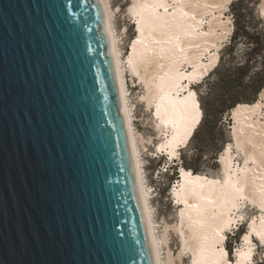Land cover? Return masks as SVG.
I'll list each match as a JSON object with an SVG mask.
<instances>
[{
	"label": "water",
	"instance_id": "1",
	"mask_svg": "<svg viewBox=\"0 0 264 264\" xmlns=\"http://www.w3.org/2000/svg\"><path fill=\"white\" fill-rule=\"evenodd\" d=\"M105 25L0 0V264H154Z\"/></svg>",
	"mask_w": 264,
	"mask_h": 264
},
{
	"label": "bare ground",
	"instance_id": "2",
	"mask_svg": "<svg viewBox=\"0 0 264 264\" xmlns=\"http://www.w3.org/2000/svg\"><path fill=\"white\" fill-rule=\"evenodd\" d=\"M228 1L177 0L172 5L170 0H133L130 10L137 23L138 37L125 63L115 34L110 2L101 0L106 14L105 29L110 37V51L115 65L121 112L145 213L154 264H164L160 247L161 238L153 217L150 192L145 184L125 74L129 70L132 76L139 78L140 83H144L146 94L142 100L149 109L156 104L158 129L165 136L158 145V152H165L170 158L177 157L180 147H185L191 141L201 124L202 112L197 92L192 85L217 66L220 59L219 41L233 32L229 24L230 19H226L223 11ZM213 13L215 16L209 21L210 29L204 30L203 18ZM204 57H207L206 60ZM185 64L192 65L193 70H185ZM189 93H195V96L190 97ZM186 98L189 105L193 100L199 104V120L192 125L190 134L184 136L183 122L176 120L171 112L173 105L182 107V102ZM263 106L264 91L257 103L238 105L231 113L235 121L234 141L238 148L244 150L246 160L253 161V165L246 163L235 168L230 144L224 148L220 158L223 179L195 174L183 167L180 169L182 170L180 189L177 188L174 195L176 203L182 207L181 224L173 227L181 232L183 237L184 250L179 253V259L182 260L184 251H189L192 254V264L251 262L255 249L252 234L259 237L264 235V214L259 222H253L250 234L245 239L246 248L238 251L237 262L228 261V252L224 244L227 240L226 232L230 231L228 229L238 220V217L234 216L236 215L234 211L241 208L242 200L249 197L264 210V120L259 117ZM195 113L196 110H193V115ZM140 138L143 144L145 138L142 136ZM169 229L170 226L167 225L163 237L166 245L169 242ZM168 253V263L173 264L174 260L169 250Z\"/></svg>",
	"mask_w": 264,
	"mask_h": 264
},
{
	"label": "rangeland",
	"instance_id": "3",
	"mask_svg": "<svg viewBox=\"0 0 264 264\" xmlns=\"http://www.w3.org/2000/svg\"><path fill=\"white\" fill-rule=\"evenodd\" d=\"M133 0H109L110 7L113 12V25L115 29V34L117 37L118 45L120 51L122 52V58L126 63L127 58L130 55L131 48L136 38L138 37L137 23L134 15L131 12V7L133 5ZM177 0H170V3L174 5ZM234 0H229L223 11L226 15V19H230V26L234 27V18L231 11V4ZM256 5L260 16L264 19V0H253ZM215 16V14H207L203 19L204 30H209V21ZM135 20V21H134ZM201 32V31H200ZM231 35H228L225 39L220 40V51L222 48L230 42ZM219 51V52H220ZM207 57H204L206 60ZM192 65L185 64L184 69L189 71L193 68ZM209 72H207L208 74ZM127 78V86L129 89V103L133 109V124L134 130L137 137V143L139 148V154L142 160V167L145 175V184L150 192V201L153 212V217L155 224L157 226L158 235L161 238V250L162 258L164 264L168 263V250L171 252L174 263L173 264H192V254L189 251H184L182 254V260L179 259V253L184 250L183 237L181 232L173 227H177L181 224V205L176 203L175 190L180 189V175L174 178L172 181L170 177L173 175L172 166H176L173 160H180L181 150L179 149V154L177 157L170 158L167 155H162L158 151V145L161 140L164 139L158 129V118L155 116L156 104H153L151 109L147 107V104L142 100L143 96L146 94L145 85L143 82L140 83L137 76H132L128 70L125 74ZM205 77V76H204ZM203 77V78H204ZM201 78L200 81L203 79ZM135 81V82H134ZM193 83V87L200 82ZM233 112V111H232ZM260 119L264 120V106L261 108L259 113ZM224 123L226 125L225 135L223 137L224 148L232 144V155L233 162L235 163V168L242 167L246 163L253 165V161H247L244 150L237 147L234 141V125L235 121L233 115L229 113L227 117H224ZM145 138V142L140 141L141 136ZM219 136V135H218ZM199 136L198 138H200ZM149 140V141H148ZM197 140H193L188 147H186L185 153L189 159L193 158V150L195 149ZM199 141V140H198ZM219 140H217L218 142ZM222 142V141H221ZM222 144V143H221ZM145 146V147H144ZM186 146V145H185ZM184 148V146H183ZM182 149V148H181ZM224 151V150H223ZM220 152L213 162H206L203 166L202 173L208 175L210 178H220L223 179L224 173L222 171L220 158L222 155ZM156 158V160H153ZM181 164V162H179ZM181 167V165H179ZM178 167V168H179ZM180 170V169H179ZM177 170V171H179ZM182 173V170H181ZM234 215L238 217V220L233 223V225L228 229L230 231L226 232V247L229 258L234 261L238 256V251L245 247V237L250 234L251 226L253 222H259L264 214V210L246 197L241 201V208L236 209ZM240 218V219H239ZM170 226L168 231V245L163 241L165 227ZM241 231V236L235 240V232ZM253 246H254V256L250 264H259L261 258H264V243L257 234H252ZM232 248V252L228 250V247ZM238 258L235 260L237 262ZM182 261V262H181Z\"/></svg>",
	"mask_w": 264,
	"mask_h": 264
},
{
	"label": "trees",
	"instance_id": "4",
	"mask_svg": "<svg viewBox=\"0 0 264 264\" xmlns=\"http://www.w3.org/2000/svg\"><path fill=\"white\" fill-rule=\"evenodd\" d=\"M231 11L233 32L230 42L219 52V63L195 86L197 89L192 85L202 112L201 124L191 141L180 149V160H174L177 165L171 167L172 181L182 167L205 175L202 169L206 162H213L224 150V117L238 105L257 103L264 91V19L253 0H234ZM193 140L197 143L189 159L183 151ZM240 236L241 231H236L234 239ZM228 250L232 252L231 246ZM259 264H264V258Z\"/></svg>",
	"mask_w": 264,
	"mask_h": 264
},
{
	"label": "snow or ice",
	"instance_id": "5",
	"mask_svg": "<svg viewBox=\"0 0 264 264\" xmlns=\"http://www.w3.org/2000/svg\"><path fill=\"white\" fill-rule=\"evenodd\" d=\"M189 96L194 97L195 93H189ZM161 99L163 100L164 97H161ZM182 104L183 106L179 108L176 105H173L171 114L176 118V120L183 122L184 136H187L191 132L192 125L197 123L199 120V104L193 100L191 105H189L187 103V98L184 102H182ZM193 110H196L195 115H193ZM157 114L159 115V106L157 107ZM245 239H247V237H245ZM260 239L264 241V235H261ZM224 254L226 255V253Z\"/></svg>",
	"mask_w": 264,
	"mask_h": 264
}]
</instances>
